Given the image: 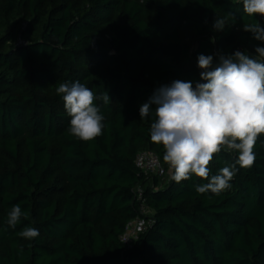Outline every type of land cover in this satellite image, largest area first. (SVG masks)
<instances>
[{"label":"trees","instance_id":"trees-1","mask_svg":"<svg viewBox=\"0 0 264 264\" xmlns=\"http://www.w3.org/2000/svg\"><path fill=\"white\" fill-rule=\"evenodd\" d=\"M256 22L264 16L249 17L242 0H0V264H264V135L230 188L198 194L208 180L175 182L150 139L154 115L140 117L161 86L206 83L201 54L213 68L236 51L259 58L264 41L243 30ZM64 82L107 92L100 136L71 135ZM142 151L163 175L136 166ZM236 159L222 149L211 175ZM17 204L28 215L12 228ZM136 220L128 246L121 236ZM25 227L39 236L21 237Z\"/></svg>","mask_w":264,"mask_h":264},{"label":"clouds","instance_id":"clouds-1","mask_svg":"<svg viewBox=\"0 0 264 264\" xmlns=\"http://www.w3.org/2000/svg\"><path fill=\"white\" fill-rule=\"evenodd\" d=\"M243 11L249 16H264V0H242ZM227 17L217 18L213 27L223 30ZM243 30L254 39L264 41V27L245 24ZM257 57L264 58V47L255 48ZM250 58L241 51L221 55L213 68V57L198 56L202 69L200 79L206 83L176 80L158 88L150 100L140 106L141 119L154 115L150 127L151 142L162 145L163 162L180 183L193 175L208 183L197 185L198 194L219 195L231 187L230 181L239 168H251L256 156L254 146L264 135V60ZM62 95L70 119L69 132L74 137L90 141L100 136L104 116L96 101H110L107 92L99 97L80 82L60 83L56 88ZM155 104L154 111L151 105ZM222 149L238 152L235 163L211 175L210 164ZM27 213L14 205L8 213L7 224L15 228ZM19 235L26 239L39 236L38 229L25 227Z\"/></svg>","mask_w":264,"mask_h":264},{"label":"built area","instance_id":"built-area-1","mask_svg":"<svg viewBox=\"0 0 264 264\" xmlns=\"http://www.w3.org/2000/svg\"><path fill=\"white\" fill-rule=\"evenodd\" d=\"M135 163L138 168L145 172H152L158 175H163L165 172L158 156L150 151H142L138 153L135 159ZM136 221H140V226L139 228H137L138 230L136 231L133 228L132 222L126 228V232L121 236L122 241L128 246L136 238L137 232H139L143 227V222L141 220Z\"/></svg>","mask_w":264,"mask_h":264},{"label":"rangeland","instance_id":"rangeland-1","mask_svg":"<svg viewBox=\"0 0 264 264\" xmlns=\"http://www.w3.org/2000/svg\"><path fill=\"white\" fill-rule=\"evenodd\" d=\"M143 212L145 213V214H147V209H143ZM139 226H140V221H136V222H133V228L137 231L138 229L137 228H139Z\"/></svg>","mask_w":264,"mask_h":264}]
</instances>
